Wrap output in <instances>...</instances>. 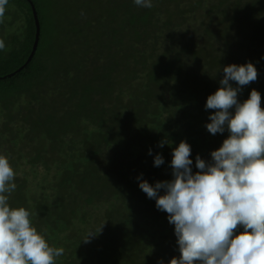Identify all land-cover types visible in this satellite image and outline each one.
<instances>
[{"label":"trees","instance_id":"16d2710c","mask_svg":"<svg viewBox=\"0 0 264 264\" xmlns=\"http://www.w3.org/2000/svg\"><path fill=\"white\" fill-rule=\"evenodd\" d=\"M23 1L30 15L35 6L42 33L47 34L45 7H57L59 2ZM152 3L153 7L144 8L133 0H73L69 16L57 20L67 22L75 16L69 31L76 32V27L79 34L103 28V43L93 46L95 57L100 52L105 64L87 73L97 79L93 106L89 92L82 93L85 81L81 80L80 92L64 104L58 91L55 111H31L25 106L27 111L20 109L24 115L17 118L8 110L23 95L35 97L33 89H41L34 79L50 72L38 50L28 67L21 69L35 39L33 16L26 19L22 39L0 34L10 46L0 50V154L9 159L17 185L9 205L28 210L32 225L49 245L64 249L55 264H170L180 256L175 227L167 235L168 243L164 242L165 228H156L164 214L159 213L155 199L140 189L137 178L153 186L174 179L172 153L181 141L191 146L193 174L199 171L197 155L212 162L211 152L230 133L226 129L213 135L207 130L215 110L205 105L221 87L225 66L255 65L258 78L242 87L238 100L244 102L256 89L264 108V0ZM82 19L84 28L78 24ZM38 46L40 50L45 46L41 53L50 58L43 39ZM147 46L153 53L135 52ZM55 49L64 62L63 55L75 48L66 51L60 41ZM86 53L72 57L80 62L87 60ZM39 68L45 72L36 74ZM138 76L144 79L142 88L136 83ZM153 101L163 103L162 108ZM230 111L234 113V108ZM21 138L24 143L19 148L15 141ZM161 141H165L163 147L158 146ZM157 154L164 158L159 167L154 166ZM76 181L77 186L86 184L74 189L80 193L67 188ZM139 193L145 198H136ZM79 195L85 202L83 219L89 216L90 225L72 222L76 210L68 206L80 200ZM242 231L238 227L234 235ZM90 233L96 235L84 242Z\"/></svg>","mask_w":264,"mask_h":264},{"label":"clouds","instance_id":"9594fccd","mask_svg":"<svg viewBox=\"0 0 264 264\" xmlns=\"http://www.w3.org/2000/svg\"><path fill=\"white\" fill-rule=\"evenodd\" d=\"M8 2L0 0V23ZM133 2L153 7L152 0ZM5 47L0 39V50ZM223 72L221 87L207 98L206 109L215 112L206 127L213 135L226 129L230 135L211 152L212 162L197 155L199 171L193 174L191 146L181 141L172 153L174 179L153 186L137 178L140 189L155 199L158 210L169 214V223L175 227L180 256L170 264H264V108L256 89L244 102L238 100L242 87L257 80L258 71L248 62L225 66ZM163 163V156L157 154L154 166ZM15 176L9 159L0 154V264H55L64 249L49 245L32 225L28 210L9 205L17 187ZM241 226L243 231L234 235Z\"/></svg>","mask_w":264,"mask_h":264},{"label":"rangeland","instance_id":"374dc122","mask_svg":"<svg viewBox=\"0 0 264 264\" xmlns=\"http://www.w3.org/2000/svg\"><path fill=\"white\" fill-rule=\"evenodd\" d=\"M59 2L57 7L50 6L49 4L45 7L44 16L46 19L45 26L48 27V33L47 34H40V41L46 42V45L48 46V50L51 52L50 58L45 57L42 53L40 48L38 49L41 59H43V63L46 64L48 72L52 73V75H56L58 77V83H59V89L58 91L61 93V100L60 104H64L69 99L74 97V94H77L80 92V87L77 88L78 84L81 82V80H84L85 83L81 86L82 93L87 94L89 92V101L91 103V106H93V101L96 97L97 92V79H95V76L85 79L83 77L85 72H88L90 69L88 68V60L92 57L95 58L93 61L92 68L98 67L102 65V58L104 55H101L99 52L98 55L95 57V53L97 49H95V46L98 43H103L101 41L100 31L103 30V28L91 31L89 33H83L79 34L76 27H74V30L76 32H70L69 29L72 25H75L76 23V17L72 16L68 19L67 22L61 21L62 23H59L57 20L60 21V19H64L69 16V10L72 8V1L73 0H57ZM69 7V9H68ZM43 9V5L41 7ZM27 10V3L23 0H9L8 5L6 6V12L3 17V22L0 23V34H3V36L6 35H19L20 38H23V34L21 30H24L26 27V18L23 14H21L23 11L25 12ZM63 10V11H62ZM41 14H43L42 11H40ZM73 19L72 22L69 20ZM82 21H79L78 24L82 26L83 28L86 26V23ZM57 31H59V35L56 36ZM181 37V36H180ZM62 42V45L66 47V51H71L70 53H65L63 55V58H65V61L63 62L62 59H60L59 52L55 49L59 42ZM89 43V45L87 44ZM40 45V43H39ZM90 46V47H89ZM7 50L10 49L9 45H6ZM33 47V45H32ZM77 47V48H76ZM85 50L86 56L84 59L87 60H81L76 61L77 59H73L72 56H80L82 51ZM135 52L142 53L149 55L153 53L151 51L150 47H144L141 49H137ZM105 64V63H104ZM103 64V65H104ZM43 72H45V69H42ZM41 72V71H40ZM82 75V76H81ZM52 84H48L44 87V90H47ZM77 88V89H76ZM106 88V86L102 87ZM169 88H171V85H169ZM37 88L33 89V93L38 92ZM37 95V94H36ZM38 102L33 103L32 106L37 109L39 106V102L41 99H44L45 101H49L51 99H56V94H53L52 92L42 91L40 95H37ZM89 103V102H88ZM24 102L16 103L13 105V107H17L19 110ZM27 104V103H26ZM22 111H25L22 110ZM165 215H169L166 213ZM166 227L169 225L165 223ZM59 248V247H58Z\"/></svg>","mask_w":264,"mask_h":264},{"label":"flooded vegetation","instance_id":"af4514ba","mask_svg":"<svg viewBox=\"0 0 264 264\" xmlns=\"http://www.w3.org/2000/svg\"><path fill=\"white\" fill-rule=\"evenodd\" d=\"M95 58H91L90 59V62L88 63V68L90 69L88 72H85L83 77L85 79H89L95 75H90L89 77L87 76L88 74L87 73H91L92 71V62L94 61ZM97 74V73H96ZM82 76V75H81ZM144 82V79H142L140 76H138V80H136V83H139L140 84V88H142V84ZM52 85L47 89V90H44V87H40L41 91H38V92H35V97L33 96V103H37L38 102V97L37 95H40V93H42V91H47V92H52L53 94H56L57 98L56 99H51L49 101H45L44 99H41L40 102H39V106L37 109H35L36 111H55L59 105V99H58V89H59V83H58V77L56 75H53L52 76ZM139 88V89H140ZM170 89V88H169ZM37 94V95H36ZM153 103H155L154 105H157L159 106L160 108H162V104H159V103H156L153 101ZM49 104H52V108H50ZM161 105V106H160ZM62 106V105H60ZM24 107L25 106H21V111L17 108V107H13L10 108L8 111H13V113L15 114V116L17 118H20L21 116H23L24 114L23 113H19L18 111L22 112V110H24ZM25 111H27L25 109ZM1 122V120H0ZM24 143V140L21 138L19 139L18 141H15V145L19 148L22 147V144ZM89 182H87V186L89 187L90 186V183H91V180H88ZM70 180L68 179L67 180V183H69ZM86 184H84L83 186H77V181L73 184V185H70V186H67V188H69L70 190H73L75 191L74 189H77V188H84ZM76 193H80L79 191H75ZM82 192V190H81ZM80 197V200H78L77 202L75 203H72L70 206H68L69 208L71 207H74V210H76V212L74 213L73 215V218H72V222L75 224V225H83L84 223L85 224H89L90 225V221H89V216L86 220L83 219V211H84V208H85V202H84V198L81 197V195H79ZM136 198L138 197H142V198H145L144 194L143 193H139L138 195L135 196ZM160 214H164L161 219L158 221L160 222L161 224H158L156 226V228H165V238H163L162 240L166 243H168V237L167 235L170 233V230L171 228L174 227L173 224H170L169 223V220H168V216L165 215L166 213L164 211H159ZM152 215L149 216V218H151ZM149 218H145V219H149ZM143 223H144V219H143ZM165 223H167L169 226L166 227ZM172 225V226H171ZM64 238V236L62 237ZM67 245H68V241L66 242Z\"/></svg>","mask_w":264,"mask_h":264},{"label":"bare ground","instance_id":"6f19581e","mask_svg":"<svg viewBox=\"0 0 264 264\" xmlns=\"http://www.w3.org/2000/svg\"><path fill=\"white\" fill-rule=\"evenodd\" d=\"M21 14H23L25 16L26 19H30L32 16L34 18V21H35V24H36V20H35V16H34V10H33V7H32V15L29 14L28 10H26L25 12L23 11ZM37 19H38V22H39V25H40V33H42V30H41V24H40V16L39 14L37 13ZM27 26V25H26ZM26 31V27L24 28V30H21L22 33H25ZM37 33V24H36V31H35V34ZM32 45H35V42L33 41V44ZM37 54H34L31 58H30V62L33 61V59H35ZM28 67V64L27 63H24L22 66H21V69H25ZM40 70L36 73H42V69L39 68ZM41 71V72H40ZM49 73V72H48ZM50 76H43V75H38L36 76V78L34 79V81L36 83L39 84L40 87H45L46 85L52 83V73H49ZM23 95L21 96V98L15 102L16 103H20V102H24V106H27L29 107V109L31 111H36L35 108L32 106V102H33V96L32 95ZM27 103V104H26Z\"/></svg>","mask_w":264,"mask_h":264},{"label":"water","instance_id":"95a60500","mask_svg":"<svg viewBox=\"0 0 264 264\" xmlns=\"http://www.w3.org/2000/svg\"><path fill=\"white\" fill-rule=\"evenodd\" d=\"M33 10H34V16H35V20H36V24H37V33L35 34V40H34V42H35V45H33V47H32V50H31V53H30V55H29V57H28V59H27V61H26V63L27 64H30L31 62H30V58L34 55V54H36L37 53V50H38V45H39V43H40V25H39V22H38V19H37V10H36V8H35V6L33 5Z\"/></svg>","mask_w":264,"mask_h":264}]
</instances>
